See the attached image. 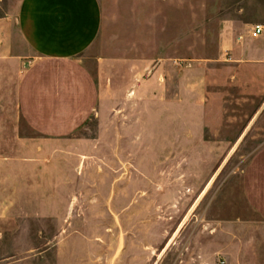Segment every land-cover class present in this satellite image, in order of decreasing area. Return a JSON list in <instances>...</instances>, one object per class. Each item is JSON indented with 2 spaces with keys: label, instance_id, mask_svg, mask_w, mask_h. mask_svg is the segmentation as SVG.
<instances>
[{
  "label": "rangeland",
  "instance_id": "1",
  "mask_svg": "<svg viewBox=\"0 0 264 264\" xmlns=\"http://www.w3.org/2000/svg\"><path fill=\"white\" fill-rule=\"evenodd\" d=\"M19 1L0 0V15ZM100 1L102 31L84 54L100 99L72 135L46 140L28 126L17 106L24 64L0 65V206L58 200L66 171L67 200L97 203L100 221L116 191L115 222L77 225L110 243L108 264H264V220L241 187L264 145V65L250 32L264 0ZM145 56L159 63L139 64ZM48 169L16 182L27 178L14 171ZM62 227L0 216V264H56Z\"/></svg>",
  "mask_w": 264,
  "mask_h": 264
},
{
  "label": "crops",
  "instance_id": "2",
  "mask_svg": "<svg viewBox=\"0 0 264 264\" xmlns=\"http://www.w3.org/2000/svg\"><path fill=\"white\" fill-rule=\"evenodd\" d=\"M257 24L264 28V21L254 26ZM102 27L100 0H20L16 7L0 15V65L23 62L17 85V106L24 121L43 139L67 138L94 115L101 89L84 54L96 42ZM252 37L254 63L264 65V29L260 35ZM20 41L24 48L29 46L33 51L27 61L22 59ZM157 59L145 56L137 62L157 65ZM134 62L128 60L126 63ZM50 173L49 169L33 171L31 175L28 171L26 174L14 171L17 179L27 178L16 182L26 185H33L34 180L28 177L45 178L50 177ZM58 175L64 177L59 180L62 185H59L58 200H52L50 192H46L37 202L0 206V216L14 220L31 215L43 222L52 220L63 226L57 235L56 264H108L106 257L114 254L109 250L110 243L100 242L97 235H87L88 229H79L77 225L115 222L116 191L112 200L106 202V220L100 221L95 210L97 203L67 200L66 171H59ZM35 182L39 184L40 180ZM241 187L250 210L264 220V145L246 162ZM118 189L125 192V188ZM100 247L105 249L101 254Z\"/></svg>",
  "mask_w": 264,
  "mask_h": 264
},
{
  "label": "built area",
  "instance_id": "3",
  "mask_svg": "<svg viewBox=\"0 0 264 264\" xmlns=\"http://www.w3.org/2000/svg\"><path fill=\"white\" fill-rule=\"evenodd\" d=\"M263 26L261 24H257L255 26H253V28L251 29V35L252 36H258L263 32Z\"/></svg>",
  "mask_w": 264,
  "mask_h": 264
}]
</instances>
